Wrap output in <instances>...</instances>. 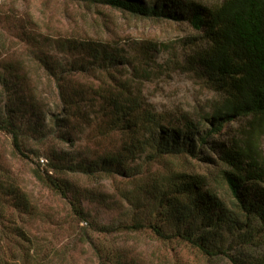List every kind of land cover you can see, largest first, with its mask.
<instances>
[{
  "label": "rangeland",
  "instance_id": "obj_1",
  "mask_svg": "<svg viewBox=\"0 0 264 264\" xmlns=\"http://www.w3.org/2000/svg\"><path fill=\"white\" fill-rule=\"evenodd\" d=\"M137 1L156 4V0ZM189 1L216 7L224 0ZM175 7L172 4L170 9ZM90 47L117 50L129 59L125 66H114L115 75L121 83L128 79L134 86L130 99L138 97L140 110L154 115L171 130L182 129L183 117L196 124L194 131H186L188 137L181 136L180 143L188 140L187 146L195 148V140L199 142L210 131L211 122L205 117L225 98L222 89L189 64L188 57L204 49L205 41L185 20L134 16L83 0H0V113L10 99L7 81L22 82L24 78L29 106L23 107L21 118L42 121L52 128L48 136L44 132L30 136L26 143L28 160L17 157L10 136L0 132V254L4 258L12 254L7 250L6 231L17 238L18 228L25 225L35 245L47 249L49 258L43 264H231L225 257L208 260L180 242H160L149 231L113 235L93 232V223L113 227L130 224L135 207L144 208L150 201L147 191L155 176L179 172L199 177L206 189L229 200L224 173L230 169L221 160L219 147L211 143L196 149L198 154L193 151L154 163L147 160L151 148L143 146L129 152L130 141L122 122L95 92L100 74L96 75V69L82 71L91 60ZM135 69L143 77H136ZM66 70L62 77L67 75L76 85L78 94L74 96H85V114L71 131L63 133L62 140L57 137L60 130L54 126V119L63 113L57 82ZM223 134L244 147L256 146L264 156V118L228 124ZM213 135L212 139L219 141V136ZM140 139L147 143L149 134L143 132ZM52 159L55 167L61 164L66 169H49ZM68 165L73 171L67 170ZM38 166L43 174L62 180L69 200L34 177ZM9 185L14 186L15 196L20 192L28 195L37 208L35 219L25 223L14 208V194L6 193ZM70 201L83 207L87 222L72 216ZM155 207L163 209L160 199ZM166 218L161 223L167 231H175L176 222ZM258 252L264 255V242Z\"/></svg>",
  "mask_w": 264,
  "mask_h": 264
},
{
  "label": "trees",
  "instance_id": "obj_2",
  "mask_svg": "<svg viewBox=\"0 0 264 264\" xmlns=\"http://www.w3.org/2000/svg\"><path fill=\"white\" fill-rule=\"evenodd\" d=\"M83 1L107 5L134 16H168L177 21L185 20L202 34L205 48L194 51L188 57V62L207 75L213 85L222 89L225 98L205 117L211 122V129L206 136L199 138V142L195 140V148L192 144L186 145L188 140L184 144L180 142L182 135L188 137L187 130L194 131L197 128L196 124L183 117L185 123L182 129L171 130L163 126L154 115L140 110L138 97L130 99L134 86L128 79L121 83L115 75L116 64H129V59L120 51L88 48L92 51L88 56L93 62L86 61L82 71L96 69V75L100 74L96 77L99 84L94 86L95 92L112 107L116 120L122 122V129L130 141V146L127 147L129 152H135L143 146L151 148L147 160L154 163L164 157L186 153L191 155L193 151L197 153L196 149L200 150L211 143L219 147L221 160L230 169L224 173L229 200L206 189L199 177L179 172L169 173L162 178L155 176L153 186L147 191L150 201H146L144 208L135 207L130 224L113 227L93 223V232L98 235H113L149 231L160 242H180L196 249L208 260L225 257L231 264H264V255H259L258 252L264 242V156L256 146L245 143L247 147H244L239 140H229L226 135H222L223 128L228 124L246 119L248 124L251 120L264 118V0H224L216 7H204L189 0H156L155 5L143 4L137 0ZM172 4L176 7L170 9ZM104 71L106 74L102 77ZM66 72L67 70L61 72L57 82L63 113L54 119V126L62 134L59 136V132L56 133L57 137L62 140H65L63 133L71 131L75 127V121H79L85 114V96H74L77 87L68 80L67 75V79L62 77ZM134 73L138 78L143 77L136 69ZM7 83L10 99L0 113V132L10 136L14 154L20 159L28 160L30 156L27 153V140L33 133L44 132L48 136L52 128L46 127L42 121L21 118L23 107L29 106L26 98L28 84L24 78L22 82L9 79ZM127 103L130 106H126ZM143 132L149 134L147 143L141 142ZM213 134L219 136V141L212 139ZM56 159L60 161L58 157ZM48 164L51 166L49 169L54 172L66 169L61 164L55 167L54 159ZM73 169L72 165L67 166V170ZM33 174L38 181L46 184L63 199L69 200L68 190L62 180H57L48 173L43 174L40 166ZM14 192V186H7V194ZM12 196L17 202V207L14 208L19 211L25 223L27 219L37 217V208L32 206L25 192H20L17 197L15 194ZM158 199L163 209L155 207ZM70 204L72 216L80 222H87L83 207L73 201ZM164 216L168 217L166 221L173 219L176 222L175 231H167L165 223H161ZM24 227L18 228L17 238L10 236V230L6 231L9 237L7 250L12 254L10 258H4L0 254V264H43L48 260L47 249L36 246Z\"/></svg>",
  "mask_w": 264,
  "mask_h": 264
}]
</instances>
